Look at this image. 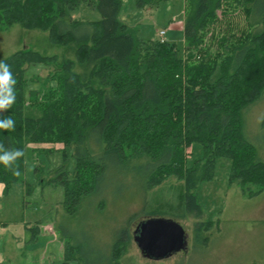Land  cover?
<instances>
[{
    "label": "trees",
    "instance_id": "trees-1",
    "mask_svg": "<svg viewBox=\"0 0 264 264\" xmlns=\"http://www.w3.org/2000/svg\"><path fill=\"white\" fill-rule=\"evenodd\" d=\"M79 6L96 8L100 20L72 19ZM121 7L120 0H0V32L14 25L47 32L49 44L63 48L61 56L21 49L2 60L17 83L15 103L0 113L15 120V129L0 130V143L23 151L55 144L72 150L70 174L62 166L38 180L64 188L63 207L71 217L90 202L102 211L104 190L122 198L136 187L144 197L170 177L183 184L185 211L203 217L194 190L210 180L217 158L231 161L229 184L243 196L263 193L264 162L245 136L243 113L264 91V0H184L182 48L139 41L118 20ZM33 65L50 70L26 92L25 74ZM194 143L203 158L186 167ZM17 164L20 176L0 164L4 195L23 180L24 157ZM32 192L26 185L25 195ZM142 212V221L161 216ZM134 218L102 249L65 245L77 252L79 264H126L122 247L133 241ZM212 225L197 221L193 243H207L200 232Z\"/></svg>",
    "mask_w": 264,
    "mask_h": 264
},
{
    "label": "rangeland",
    "instance_id": "rangeland-1",
    "mask_svg": "<svg viewBox=\"0 0 264 264\" xmlns=\"http://www.w3.org/2000/svg\"><path fill=\"white\" fill-rule=\"evenodd\" d=\"M120 1L118 20L131 29L139 41L160 40L159 33L163 31V40L177 43L182 48L184 0H163L144 8H138L136 0ZM70 16L77 21L92 22L101 18L96 8L85 6L75 8ZM47 36V32L26 30L19 25L0 32V61L21 49L61 56L63 48L50 45ZM49 70L44 65L29 67L25 74L26 92L37 89ZM263 119L264 91L243 113L245 136L264 162ZM186 151L189 154L186 167H192L203 158L198 143ZM24 153L23 180L12 184L0 197V264H79L77 252L65 243L75 241L90 249L107 247L114 234L135 216L131 226L133 235L143 220V210L161 214L153 218L178 223L185 231L187 247L168 258L154 260L144 257L133 239L122 247V260L126 264H264V215L255 214L264 210V192L247 198L238 186L230 185L232 166L227 158H217L210 180L194 190L197 203L205 212L198 219L196 213L185 211L183 184L175 177L165 179L144 197L136 187L122 198L104 190V194L99 195L104 200L102 211L93 207L97 201L90 202L71 217L63 207L64 188L41 186L38 180L49 179L62 166L70 174L75 166L72 150L61 144L27 145ZM26 185L33 188L30 196L25 195ZM197 221H213L212 226L200 232L201 236L208 237L207 243H193Z\"/></svg>",
    "mask_w": 264,
    "mask_h": 264
},
{
    "label": "water",
    "instance_id": "water-1",
    "mask_svg": "<svg viewBox=\"0 0 264 264\" xmlns=\"http://www.w3.org/2000/svg\"><path fill=\"white\" fill-rule=\"evenodd\" d=\"M133 239L142 253L149 259H165L186 250L184 229L175 221L150 218L142 221L133 233Z\"/></svg>",
    "mask_w": 264,
    "mask_h": 264
},
{
    "label": "clouds",
    "instance_id": "clouds-1",
    "mask_svg": "<svg viewBox=\"0 0 264 264\" xmlns=\"http://www.w3.org/2000/svg\"><path fill=\"white\" fill-rule=\"evenodd\" d=\"M17 81L13 77L10 66L0 61V113L7 111L16 100L15 85ZM15 129V120L11 116L0 118V130L10 131ZM22 149L6 148L0 143V164L10 170L14 176H20L17 161L24 157ZM16 165V167H13Z\"/></svg>",
    "mask_w": 264,
    "mask_h": 264
},
{
    "label": "crops",
    "instance_id": "crops-1",
    "mask_svg": "<svg viewBox=\"0 0 264 264\" xmlns=\"http://www.w3.org/2000/svg\"><path fill=\"white\" fill-rule=\"evenodd\" d=\"M4 194H3V185L0 184V197H2ZM255 214H262L264 215V210H258L255 212ZM4 225V224H2ZM220 230V228L217 230V232Z\"/></svg>",
    "mask_w": 264,
    "mask_h": 264
},
{
    "label": "built area",
    "instance_id": "built-area-1",
    "mask_svg": "<svg viewBox=\"0 0 264 264\" xmlns=\"http://www.w3.org/2000/svg\"><path fill=\"white\" fill-rule=\"evenodd\" d=\"M165 35V32H163V31H161L160 33H159V39H160V41H163V36Z\"/></svg>",
    "mask_w": 264,
    "mask_h": 264
}]
</instances>
